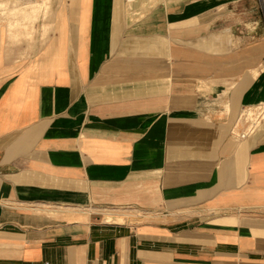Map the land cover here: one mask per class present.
Listing matches in <instances>:
<instances>
[{"label":"crops","instance_id":"crops-1","mask_svg":"<svg viewBox=\"0 0 264 264\" xmlns=\"http://www.w3.org/2000/svg\"><path fill=\"white\" fill-rule=\"evenodd\" d=\"M262 104L264 0H0V264H264Z\"/></svg>","mask_w":264,"mask_h":264},{"label":"built area","instance_id":"built-area-1","mask_svg":"<svg viewBox=\"0 0 264 264\" xmlns=\"http://www.w3.org/2000/svg\"><path fill=\"white\" fill-rule=\"evenodd\" d=\"M249 116H252V118L249 119ZM243 117L247 119L248 121L250 120V130H253L255 126L264 118V104L259 105L254 108H248L247 110L244 111ZM248 133V131H247ZM246 133H243V136H245Z\"/></svg>","mask_w":264,"mask_h":264},{"label":"bare ground","instance_id":"bare-ground-1","mask_svg":"<svg viewBox=\"0 0 264 264\" xmlns=\"http://www.w3.org/2000/svg\"><path fill=\"white\" fill-rule=\"evenodd\" d=\"M43 2V1H42ZM39 3V2H38ZM85 4V3H84ZM41 7V5L39 6V8ZM80 8V7H79ZM26 10V9H25ZM45 10V9H44ZM40 11V10H39ZM49 11V10H48ZM30 12H32V11H30ZM34 13V12H33ZM88 13V12H87ZM38 17V16H37ZM36 17V18H37ZM49 17V16H48ZM30 19V18H29ZM31 20V19H30ZM49 21V20H48ZM54 22V21H53ZM28 23V22H27ZM34 23V22H33ZM32 24V23H31ZM83 24V23H82ZM22 24H20V26H21ZM33 25V24H32ZM35 25V24H34ZM13 26V25H12ZM29 26H30V24H29ZM18 27V26H17ZM24 27V26H23ZM20 29V28H19ZM26 29V28H25ZM13 30H17V28L16 29H13ZM31 30V29H30ZM36 30V29H35ZM22 31H24V30H22ZM29 32V31H28ZM27 34V33H26ZM12 35V34H11ZM18 35H16L15 37H17ZM48 36H49V29H46L45 30V32H44V34H43V38H42V43H44L46 40H48L47 38H48ZM19 37H20V35H19ZM22 37H24V35L22 36ZM21 38V37H20ZM46 43V42H45ZM237 133V132H236Z\"/></svg>","mask_w":264,"mask_h":264},{"label":"rangeland","instance_id":"rangeland-1","mask_svg":"<svg viewBox=\"0 0 264 264\" xmlns=\"http://www.w3.org/2000/svg\"><path fill=\"white\" fill-rule=\"evenodd\" d=\"M3 9H4V8H3ZM13 10H14V9H13ZM17 10H23V11H25V7H24V8H21V9H20V8H17ZM248 117H249V119L252 118V116H249V115H248ZM124 212H125V211H124ZM109 213H110V212H109ZM138 213H139V212H136V213H135L136 216L133 215L134 217H129L128 219H129V220H132V221H134V220H138V219L141 220L142 217H141L140 215H138ZM107 215H110V214H107ZM129 216H130V215H129ZM125 219H126V218H124V217H120V218L118 219V221H125Z\"/></svg>","mask_w":264,"mask_h":264}]
</instances>
